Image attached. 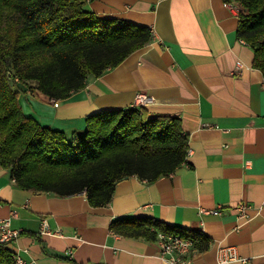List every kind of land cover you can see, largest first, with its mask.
Wrapping results in <instances>:
<instances>
[{"label": "crops", "instance_id": "crops-1", "mask_svg": "<svg viewBox=\"0 0 264 264\" xmlns=\"http://www.w3.org/2000/svg\"><path fill=\"white\" fill-rule=\"evenodd\" d=\"M85 8L150 27L153 39L57 105L35 82H17L24 113L73 139L89 115L132 107L147 92L156 98L148 116L179 117L190 152L155 181L122 179L101 207L84 193L23 190L0 163V219L21 230L8 248L29 264H167L156 240L110 229L118 218L150 217L209 238L191 264H219V248L229 245L245 260L227 264H264V75L239 40V18L225 0H89ZM43 220L59 232L41 233Z\"/></svg>", "mask_w": 264, "mask_h": 264}, {"label": "trees", "instance_id": "trees-1", "mask_svg": "<svg viewBox=\"0 0 264 264\" xmlns=\"http://www.w3.org/2000/svg\"><path fill=\"white\" fill-rule=\"evenodd\" d=\"M87 1L0 0V163L23 190L85 192L101 207L126 177L151 182L173 173L187 159L189 135L179 117H149L142 106L93 113L73 139L24 113L17 82H35L48 97L66 99L84 89L89 76H102L152 41L150 27L102 18L85 8ZM239 1L245 11L237 35L264 75V0ZM110 229L148 240L161 232L179 235L195 240L199 251L209 247L208 237L150 217L118 218ZM0 264H15L5 243Z\"/></svg>", "mask_w": 264, "mask_h": 264}, {"label": "built area", "instance_id": "built-area-1", "mask_svg": "<svg viewBox=\"0 0 264 264\" xmlns=\"http://www.w3.org/2000/svg\"><path fill=\"white\" fill-rule=\"evenodd\" d=\"M225 7L231 11L235 16L240 19V16L245 11L244 4L239 0H230L225 1ZM241 43L246 44L244 39H239ZM244 67V64L240 61L237 62L235 67V72L240 73L241 69ZM156 98L147 93L139 92L136 94L133 106L135 107H146L154 103ZM55 105L58 104L57 100H54ZM190 151H188L189 153ZM86 194L85 192H83ZM204 210V209H202ZM236 210L239 212V215L249 218L248 214L250 206L246 204H240L236 207ZM213 213H220L219 209L212 210ZM13 212V216H15ZM59 231H51L48 225L47 220H43L41 224V233H57ZM21 235V230L14 229L11 226V217L7 219H0V243L8 244L11 241L17 239ZM156 241L160 245V257L167 264H191L194 257L195 251L197 248L195 246V240L191 238H185L179 235L159 233ZM67 254H71V250L67 251ZM15 264H29L22 257L14 253ZM237 250V247L234 245L222 246L218 251V263L227 264L233 261H243Z\"/></svg>", "mask_w": 264, "mask_h": 264}]
</instances>
